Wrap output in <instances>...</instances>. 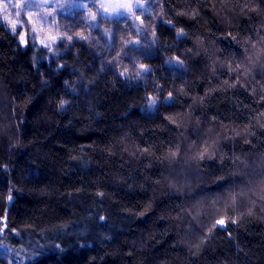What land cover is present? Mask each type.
<instances>
[{"label":"trees","instance_id":"1","mask_svg":"<svg viewBox=\"0 0 264 264\" xmlns=\"http://www.w3.org/2000/svg\"><path fill=\"white\" fill-rule=\"evenodd\" d=\"M156 8L144 84L78 40L40 61L0 27V226L20 264H264V0Z\"/></svg>","mask_w":264,"mask_h":264},{"label":"rangeland","instance_id":"2","mask_svg":"<svg viewBox=\"0 0 264 264\" xmlns=\"http://www.w3.org/2000/svg\"><path fill=\"white\" fill-rule=\"evenodd\" d=\"M156 5L157 0H0V27L17 36L22 47H32L40 61H62L78 40L100 56L101 66L125 81L144 84L150 71L141 59L156 49ZM155 106L151 102L149 109ZM3 225L0 264H20Z\"/></svg>","mask_w":264,"mask_h":264}]
</instances>
